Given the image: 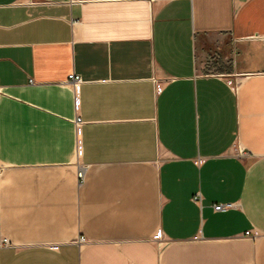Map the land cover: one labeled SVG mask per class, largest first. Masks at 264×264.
Returning a JSON list of instances; mask_svg holds the SVG:
<instances>
[{"label": "crops", "instance_id": "1", "mask_svg": "<svg viewBox=\"0 0 264 264\" xmlns=\"http://www.w3.org/2000/svg\"><path fill=\"white\" fill-rule=\"evenodd\" d=\"M0 264H264V0H0Z\"/></svg>", "mask_w": 264, "mask_h": 264}, {"label": "built area", "instance_id": "2", "mask_svg": "<svg viewBox=\"0 0 264 264\" xmlns=\"http://www.w3.org/2000/svg\"><path fill=\"white\" fill-rule=\"evenodd\" d=\"M68 83L72 87L73 92H74V95H75V98L74 99H76V102L78 103V99L77 98H78L79 88H80L79 85H81L82 79H81V77H79L78 75H75V73H74V74L69 75V77H68ZM79 124H81V120L79 118H77L75 125L79 126ZM81 149H82V147L80 145V142H77V147H76V150L75 151L77 152L78 155H80V153H81L80 150ZM82 176H84V171H83V168H80L78 170V173H77V176L76 177H78V179L81 180V179H83ZM193 200L196 203H199L200 200H201V198H200L199 195H197V197L195 196L193 198ZM231 208H233V204H231V203H225V204H216V205H214V209L213 210L216 211V212H225V211H228ZM246 234L249 235L250 233L248 232ZM157 238H160V236H158ZM84 241H85L84 238H80L78 242L83 243ZM2 243L4 245L8 244V239L4 238L2 240Z\"/></svg>", "mask_w": 264, "mask_h": 264}]
</instances>
